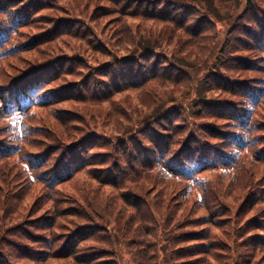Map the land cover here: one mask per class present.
<instances>
[{"label":"trees","instance_id":"1","mask_svg":"<svg viewBox=\"0 0 264 264\" xmlns=\"http://www.w3.org/2000/svg\"><path fill=\"white\" fill-rule=\"evenodd\" d=\"M199 1L191 5L174 0H0V209L4 213L9 211L10 198H26L33 200L28 212L36 213L31 219V231L8 226L7 219L0 215V241L6 247L0 248V264H17L11 261L13 258L33 262L53 259L54 264H63L58 259L67 258L72 260L66 264H121V260H126L124 264H190L204 260L208 254L214 257L213 249L227 251L226 243L215 246L217 241L206 236L204 229L193 232L192 238L190 232L175 231L177 225L169 223L174 207L168 205L166 214L151 197L147 204L134 208L135 213H144L153 229H161L158 237L148 233L153 240H145L139 237L140 231L134 230V237L128 238L126 223L115 218V228L108 222L106 210L101 215L94 214L97 218L93 214L88 216V212L98 209L97 200L91 197L89 203L80 199L66 202L68 196L61 188L73 180L71 172L78 169L77 163L84 162L91 172L104 171L94 182L98 187L122 188L131 173L142 171L146 173L142 177L144 182L148 179L152 187L161 184L173 197L177 196L176 205L190 201V211L199 203L209 205L224 197V192H214L213 181L205 174L211 175L214 170L229 174L240 151L230 152L226 139L231 136L241 148L245 133L252 127L250 112L264 97V0H210L217 1V6L202 0L203 10L196 5ZM224 3L243 5L239 12L229 11L226 24L219 23L216 15V9ZM190 17L194 18L191 23ZM132 18L135 24L129 23ZM108 23L114 28L115 41L104 31ZM178 34L185 37L186 54H180L182 45L172 46L170 37L179 38ZM20 35L22 39L18 40ZM73 44L78 46H70ZM124 46L126 51L117 52ZM164 46L172 47L171 52ZM66 49L69 51L65 52ZM88 50L108 58L102 63L95 59L92 62L86 57ZM207 52L208 60L198 67L195 76L197 84L185 96L190 100L170 101L163 107L166 92L184 84L178 80L180 72L191 65L185 58L197 59ZM36 53L41 57L39 62L26 66L33 61L28 56ZM18 58H25L22 64L26 69L18 71L7 85L2 74ZM89 62L93 66L89 67ZM226 70L261 76L227 77ZM21 76V81H12ZM215 90L226 92L231 98L209 94ZM129 91L143 95L155 91L160 94V101L152 108L155 112L144 115L134 128L137 134L131 141L132 152L124 155L128 162L124 169L114 156L105 160L104 155H111L112 151L101 152L100 157L92 153L85 158L82 150L81 161L74 162L80 156L77 149H84L98 135L109 138L103 132L84 133L71 141L67 140L70 136L46 134L48 129H64L65 133L68 121L64 117L84 119V113L78 110L59 114L55 105L78 99L85 107H100V111L109 105L106 116L108 112L123 115L121 110L130 109L124 104H113L121 103L113 98ZM260 125L264 149V122ZM36 133L40 135L35 141H42V148H25L30 136ZM65 153H71L73 162L63 164ZM96 163L100 168L94 166ZM141 189L144 193L149 191L143 186ZM50 202L54 205L49 208L38 206ZM125 203H131L130 199ZM40 217L44 218L37 222ZM249 225L247 221L243 226ZM109 226L118 232L116 249L111 248L115 246L113 239L107 238ZM251 236L264 240L261 232ZM18 237L35 247L20 243ZM55 237L63 246L66 244L60 251L49 244ZM247 240L237 245H245ZM105 242L110 248L103 247ZM179 242L180 246H172ZM249 247L247 253L238 256L236 264H252L248 257L255 247Z\"/></svg>","mask_w":264,"mask_h":264},{"label":"rangeland","instance_id":"2","mask_svg":"<svg viewBox=\"0 0 264 264\" xmlns=\"http://www.w3.org/2000/svg\"><path fill=\"white\" fill-rule=\"evenodd\" d=\"M174 1L178 2L177 4L194 5L195 0ZM205 2L207 5L208 3H212L213 6L218 5L217 1L210 2V0H205ZM196 5L199 10L204 9L202 0L196 3ZM233 6L234 4L224 3L222 6H220V8L216 9V15L219 23L226 24V18L228 17L229 11L235 10L236 12H239L243 5ZM134 19L135 18H132L129 23L131 22L135 24L136 20ZM192 20H194V18L190 17L188 22L191 23ZM140 26H142V24ZM219 26L220 25L218 24L217 27ZM139 30L143 31L142 29ZM104 31L106 32V34H111V40L115 41L113 33L114 28L110 25V23H108L104 27ZM178 37L179 38H172V36L170 37V40L172 39V46H174L175 44L182 45V47L180 48V54H186L187 49L185 46L187 45V43L184 41L185 37L180 34H178ZM20 39H22L21 35L18 36V40ZM153 42L160 44V42L157 40H154ZM75 45L78 46L77 44H73L70 46ZM164 47L167 48L168 52H171L170 49L172 47ZM126 50L127 46H124L122 49L117 50V52H123ZM68 51V49L65 50V52ZM88 52L89 53L86 54V57L92 62L95 59L96 63H102L106 58H108L95 50H88ZM28 57H30V59H32L33 61H28L30 63H27L26 66L34 65L41 59L39 53L33 54ZM177 57H179V55H177ZM208 57L209 53L207 52L197 59H195L194 57L185 58L191 62V65L184 69L186 70L185 72H180V77L178 79L185 85L183 84L178 88L168 90L163 99V107H165V105L170 101L190 100V98H186L185 96L189 92V88H193V86H196L198 80L196 81L195 76H198V67L205 63L208 60ZM24 59L18 58L17 61L12 65L8 64V70L2 74V77L5 78L3 83L8 85L10 83V80L14 76L18 75V71L26 69L22 64V62H25ZM184 62L186 61L184 60ZM89 63L91 64L89 67L93 66V63ZM140 70L141 68L138 69V73L140 72ZM224 72L225 76L233 78H249L250 76H261L258 73H249L247 71H242L243 73H239L241 71L232 73L226 70ZM22 76L18 79L15 78L12 81H21ZM0 91L3 92V90ZM209 94L216 95L222 98H231V95H229L228 93H219L218 90L211 91ZM113 100H121V103L117 102L113 104L120 105L119 107L124 104L130 110H121L123 112V115L119 114L115 116L112 115V113L109 114L108 112V116H106L105 113L107 112V110H109V105L103 111H100V107L97 108L90 105L85 107L84 104H82L78 99L75 102L65 101L61 104L55 105L54 108L58 109L59 114L61 112L70 113L71 110H78L84 113L83 118L85 120L81 118H79L80 120H76V116L72 117V115L70 117H64V119L68 121L67 124H65V133L64 129H58L59 132L48 129V131L46 130V134L50 135L49 133L54 132V134L59 138H67V136H70L71 138H67V140L71 141L75 138H78L79 136H82L84 133H90L94 131L103 132V134H105L109 138L104 137V135H98L88 145H85L84 149L83 147L81 149H77V153H80V156L74 162L81 161L82 150L85 158H87V156H90V154L92 153H98L97 157H100L101 152L112 151L111 155H104L105 160H109L110 156H114L116 158L115 162L118 163L119 160L118 166L121 169H124L126 166L125 164L128 163L125 162L124 155H129L132 152L131 141L137 134L136 132H134V128H136L138 121L144 115L146 116L147 114L155 112L152 111V108L159 103L160 94H157L155 91H151L143 95L142 93H138L136 91H129L121 93L119 97L113 98ZM259 102L261 103L256 107L255 111L250 112L252 127L245 133V136L243 138L244 143L241 144V148L237 147L236 140L233 141L231 136L227 137L226 139L228 144L226 146L230 152L231 150L240 151V153H237V157H235L233 160L232 168L227 172L229 174L221 175L219 174L218 170H214L211 175L205 174V176L212 179L213 184L211 185V187L216 194H221L222 192H224V197H221L220 201H218L217 203H209V205L199 203L196 208L190 211V201L185 205H176L178 197H173L171 192L161 184H156L152 187V183L148 179H146V182H144L142 180V177L146 176V173L142 171H138L136 175L131 173V177L128 178V181L123 182L122 188L117 189L113 186H107L105 188L98 187L94 182L98 179V177L103 176L104 171L100 170L98 172H91L88 168L85 167L84 162L77 163L79 166L78 169L80 168L79 171L76 172V170H78L76 169L71 172L73 173V180L61 185V188H63L65 194L68 196L66 202L71 201L72 199H80L83 203H89V198L92 197L93 199L97 200L98 204H96V207L98 209L93 210L95 213L88 212V216H91L93 214V216L97 218L98 216L94 214L101 215L106 210V212L108 213V222H110L115 228V218H117L121 223H126V229L128 228L129 230H126L125 233L128 238L134 237V234L132 232V230H134L140 231L139 237H144L145 240H153L152 237L148 236V233H151L154 236L158 237L161 229H153L149 224L150 221L144 219V213H142V211H139L137 213L134 212L135 206L141 203L142 205L147 204L146 202L148 198L151 197L155 204L158 206L159 210L165 212L166 214V208L168 205L174 207L173 211H171V219L169 220V223L174 222L177 225L175 231L185 230L187 232H190L189 238H192L194 236L193 232L204 229V233L206 236L217 241L215 246H219L220 242L226 243V245L228 246L226 252L220 251L219 249H213L211 252H213L214 257L208 256V254L205 256L204 260L196 261L190 264H236L239 260L238 256L243 253H247L251 249V247H249L250 244H252L255 249L254 252H252V254L248 257V262H251L252 264H264V240L257 239L251 236L256 232H261L262 234H264V149L262 148L263 141L261 139V136L263 132L260 125L262 122H264V97L261 98ZM33 112L37 113V110L33 108ZM244 122V124L247 126V120H245ZM132 124L133 128L131 127ZM95 125H98V128ZM110 129L113 131H109ZM66 133H68V135H66ZM39 135V133L31 135L29 138L30 141L25 145V148H34L33 145H35V148L39 147L41 149L43 146V144L41 143L42 141H39L42 146H40V143H37L35 141V139ZM117 135L120 136L119 138H124L123 141H119ZM67 140L63 143H66ZM217 141V139H214V142ZM57 155H59V153H55V156ZM71 157V153H65L63 155V164L73 162L71 161ZM227 161L230 162V160L228 159ZM96 164L97 165L94 166H96V168H100L101 165L99 163ZM109 170L111 173H115L110 168ZM85 181L88 185L84 183ZM142 186L144 188H148L149 191H147V193H144L141 189ZM124 191H126L127 193H124ZM128 199H130L131 202L129 204L125 203V201H127ZM211 199L212 198H210V200ZM8 200L10 205L9 211L4 213V211L0 209V215L4 216L7 219V225H14L13 228L23 227L27 230H30L29 228L34 222L31 219L34 218V214H36H31V212H28L29 208H31L32 206L31 204L33 200H26V198L23 200L12 201L10 198ZM193 200L194 199H192V201ZM53 205L54 204L50 202L47 205L39 204L38 206L46 209ZM81 206L83 205L81 204ZM38 210L39 209H36L34 211L39 212ZM200 216H208V218L203 220L197 219ZM43 218L44 217H40L36 221L38 222ZM89 220L91 219L89 218ZM77 221H80V219H77ZM247 221L250 225L248 227L243 226ZM115 228L110 227V230L108 231L109 234L107 235V238H112L113 242L115 243V246H111V248L113 249H116V246L119 242L117 237L118 232ZM249 236L251 237L248 239ZM3 238L5 239L6 236H4ZM58 238L59 237H55L54 239L50 240L49 244L52 249L60 251L66 246V244L63 246L62 241H60V239ZM124 240L125 239L120 238V241ZM242 240H247V243L245 245H237V242ZM18 241L25 245L33 246V248L35 247V244L29 243L26 240H22L20 239V237H18ZM131 242L132 241H130V244ZM188 244L191 245L193 244V242L188 241ZM180 245L181 242L176 243L172 246L176 248ZM103 247L110 248L106 242L103 244ZM0 248H6L2 241H0ZM189 249L191 251L195 250V248ZM33 253L37 252L33 251ZM42 260L38 259L36 260L37 262H33L30 260H16L15 258H13L11 261L17 264H54V262H56L53 259H50L48 261ZM70 260L72 259H58V261L63 264H66V262H69ZM124 262H126V260H121V264H124ZM55 264L59 263L57 262Z\"/></svg>","mask_w":264,"mask_h":264}]
</instances>
